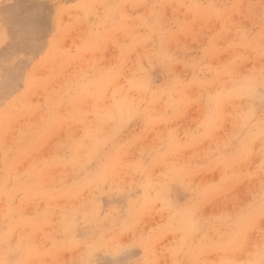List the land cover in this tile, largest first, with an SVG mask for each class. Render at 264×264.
<instances>
[{
	"label": "rangeland",
	"instance_id": "rangeland-1",
	"mask_svg": "<svg viewBox=\"0 0 264 264\" xmlns=\"http://www.w3.org/2000/svg\"><path fill=\"white\" fill-rule=\"evenodd\" d=\"M0 18V264H264V0Z\"/></svg>",
	"mask_w": 264,
	"mask_h": 264
},
{
	"label": "bare ground",
	"instance_id": "bare-ground-1",
	"mask_svg": "<svg viewBox=\"0 0 264 264\" xmlns=\"http://www.w3.org/2000/svg\"><path fill=\"white\" fill-rule=\"evenodd\" d=\"M86 2V1H85ZM192 2V1H191ZM104 5V4H103ZM126 5V4H125ZM110 6V5H109ZM181 6V5H180ZM197 6V5H196ZM83 7H84V5H83ZM147 7V6H146ZM154 7V6H153ZM107 8V7H106ZM32 9V8H31ZM30 9V10H31ZM108 9V8H107ZM89 11V10H88ZM101 14V13H100ZM169 14V13H168ZM1 19V18H0ZM167 19H168V17H167ZM170 19V18H169ZM28 21V20H27ZM142 22V21H141ZM166 23V22H165ZM170 24V23H169ZM23 25V24H22ZM198 26H199V24H198ZM21 29V28H20ZM19 29V30H20ZM160 32V31H159ZM161 32H162V30H161ZM10 35V34H9ZM33 35V34H32ZM151 35V34H150ZM32 37V36H31ZM153 38V37H152ZM14 40V39H13ZM18 40V39H17ZM12 41V40H11ZM54 43V42H53ZM155 43V42H154ZM10 47V46H9ZM162 48V47H161ZM25 50V49H24ZM5 56V55H4ZM8 56V55H7ZM43 56V55H42ZM28 57V56H27ZM120 57V56H119ZM163 58V57H162ZM31 59V58H30ZM155 59V58H154ZM135 73V72H134ZM73 77V76H72ZM13 78V77H12ZM21 83V82H20ZM116 83V82H115ZM14 84V83H13ZM255 84V83H254ZM6 85V84H5ZM117 85V84H116ZM145 85V84H144ZM95 86V85H94ZM143 86V85H142ZM202 86V85H201ZM246 86V85H245ZM6 87V86H5ZM22 87V86H21ZM251 87V86H250ZM123 88V87H122ZM133 88V87H132ZM247 88V87H246ZM3 90V89H2ZM12 90V89H11ZM25 90V89H24ZM2 94H4V93H2ZM147 94V93H146ZM120 95V94H119ZM123 95V94H122ZM112 96V95H111ZM249 96V95H248ZM135 98V97H134ZM8 99V98H7ZM5 100H6V98H5ZM3 101V100H2ZM119 102V101H118ZM124 103V102H123ZM120 105H122V104H120ZM42 108V107H41ZM37 110V109H36ZM114 110V109H113ZM121 110V109H120ZM115 112V111H114ZM251 112V111H250ZM111 113V112H110ZM124 113V112H123ZM126 113V112H125ZM104 115H106V113L104 114ZM110 115V114H109ZM113 117V116H112ZM107 118V117H106ZM104 119V118H103ZM118 119V118H117ZM249 119V118H248ZM12 120V119H11ZM40 121V120H39ZM245 123V122H244ZM93 125V124H92ZM249 127H251V126H249ZM96 128V127H95ZM259 128V127H258ZM88 129V128H87ZM92 130V129H91ZM258 132H259V130H258ZM99 133V132H98ZM90 134H91V132H90ZM102 134V133H101ZM86 135V134H85ZM89 135V134H88ZM5 136V135H4ZM93 136V135H92ZM83 137V136H82ZM89 137V136H88ZM96 137H97V135H96ZM88 141V140H87ZM85 142V141H84ZM110 142V141H109ZM104 144V143H103ZM93 148V147H92ZM94 150V149H93ZM180 150V149H179ZM85 151V150H84ZM76 152V151H75ZM172 154H174V153H172ZM75 158H76V156H75ZM81 162V161H80ZM162 162V161H161ZM76 163V162H75ZM182 163V162H181ZM82 165V164H81ZM186 166V165H185ZM189 166V165H188ZM168 167V166H167ZM153 171V170H152ZM22 172V171H21ZM71 172V171H70ZM26 174V173H25ZM78 176V175H77ZM92 176H94V175H92ZM172 177V176H171ZM173 178V177H172ZM78 179V178H77ZM87 179V178H86ZM98 179V178H97ZM184 180V179H183ZM144 181V180H143ZM108 182V181H107ZM99 183V182H98ZM258 183V182H257ZM59 184V183H58ZM81 184V183H80ZM79 184V185H80ZM115 185V184H114ZM153 185V184H152ZM90 186V185H89ZM88 186V187H89ZM99 186V185H98ZM73 187V186H72ZM103 187V186H102ZM126 187V186H125ZM6 188V187H5ZM50 188V187H49ZM90 188V187H89ZM94 188V187H93ZM115 188V187H114ZM152 188V187H151ZM88 189V188H87ZM95 189V188H94ZM93 189V190H94ZM92 190V191H93ZM171 190V189H170ZM53 191V190H52ZM95 191V190H94ZM86 193V192H85ZM88 193H89V191H88ZM55 194V193H54ZM82 195V194H81ZM82 197V196H81ZM70 198V197H69ZM92 198V197H91ZM71 199V198H70ZM8 200V199H7ZM62 201V200H61ZM69 201V200H68ZM225 201V200H224ZM64 203V202H63ZM80 203V202H79ZM138 204V203H137ZM30 206H31V204H29ZM33 205H34V203H33ZM65 206V205H64ZM77 206V205H76ZM88 206V205H87ZM103 206H105V205H103ZM29 207V206H28ZM51 207V206H50ZM71 207V206H70ZM79 207H81V205L79 206ZM78 208V207H77ZM149 208V207H148ZM26 209V208H25ZM50 209V208H49ZM48 209V210H49ZM71 209H73V208H71ZM102 209V208H101ZM13 210V209H12ZM30 210V209H29ZM74 210V209H73ZM78 210V209H77ZM82 210H86V208H84V209H82ZM165 210V209H164ZM9 211V210H8ZM77 212V211H76ZM80 212H81V210H80ZM98 212V211H97ZM14 213V212H13ZM53 213V212H52ZM146 213V212H145ZM55 214V213H54ZM62 214V213H61ZM68 214V213H67ZM95 214V213H94ZM97 214H99V213H97ZM77 215H78V213H77ZM88 216H90V215H88ZM67 217V216H66ZM192 217V216H191ZM89 218V217H88ZM95 218V217H94ZM200 219V218H199ZM74 223V222H73ZM139 224V223H138ZM8 225V224H7ZM27 225V224H26ZM60 225V224H59ZM73 225V224H72ZM76 225H77V223H76ZM9 226V225H8ZM61 226V225H60ZM13 227V226H12ZM64 228V227H63ZM76 228V227H75ZM135 228V227H134ZM7 229H9V227L7 228ZM52 229V228H51ZM141 229V228H140ZM12 230V229H11ZM11 230H8V231H11ZM57 230V229H56ZM77 230V229H76ZM136 232V231H135ZM2 233V232H1ZM15 233V232H14ZM24 233V232H23ZM144 233V232H143ZM53 234V233H52ZM121 234H123V233H121ZM127 235V234H126ZM0 236H1V234H0ZM78 236V235H77ZM104 236H105V234H104ZM119 236V235H118ZM58 237H59V235H58ZM1 238V237H0ZM175 238V237H174ZM154 239V238H153ZM152 239V240H153ZM178 239V238H177ZM181 241V240H180ZM19 242V241H18ZM41 242V241H40ZM46 242V241H45ZM82 242V241H81ZM98 243V242H97ZM127 243V242H126ZM130 243V242H129ZM168 243V242H167ZM175 243V242H174ZM104 244V243H103ZM86 245V244H85ZM89 245V244H88ZM87 245V246H88ZM94 245H96V243H94ZM98 245V244H97ZM102 245V244H101ZM124 245V244H123ZM28 246V245H27ZM81 247V246H80ZM89 247V246H88ZM87 247V248H88ZM101 247V246H100ZM86 248V249H87ZM89 248H91V246L89 247ZM97 248V247H96ZM94 249V248H93ZM92 249V250H93ZM106 249V248H105ZM107 249H108V247H107ZM95 250V249H94ZM97 250V249H96ZM100 250V249H99ZM101 250H103V246H102V249ZM109 250V249H108ZM107 250V251H108ZM69 251V250H68ZM81 251V250H80ZM98 251V250H97ZM105 251V250H104ZM125 251V250H124ZM28 252V251H27ZM95 252V251H94ZM93 252V253H94ZM25 253V252H24ZM91 253V252H90ZM96 253V252H95ZM94 253V254H95ZM100 254V253H99ZM75 255V254H74ZM91 255H92V253H91ZM104 255V254H103ZM116 255V254H115ZM7 256V255H6ZM157 256V255H156ZM5 257V256H4ZM90 257H92V258H90V259H93V255L92 256H90ZM125 257V256H124ZM123 257V258H124ZM122 258V259H123ZM150 258V257H149ZM94 260V259H93ZM4 261V260H3ZM57 261V260H56ZM122 261H124V260H122ZM96 262V261H95ZM92 264V263H91Z\"/></svg>",
	"mask_w": 264,
	"mask_h": 264
}]
</instances>
